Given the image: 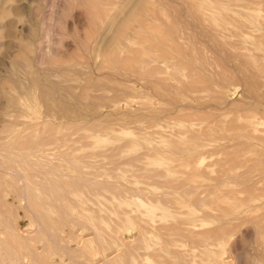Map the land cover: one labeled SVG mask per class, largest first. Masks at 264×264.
Listing matches in <instances>:
<instances>
[{
  "label": "rangeland",
  "instance_id": "obj_1",
  "mask_svg": "<svg viewBox=\"0 0 264 264\" xmlns=\"http://www.w3.org/2000/svg\"><path fill=\"white\" fill-rule=\"evenodd\" d=\"M200 1L204 14L191 0H0V264L264 260V208L261 218L227 219L216 206L219 197L221 208L231 197L264 203V0ZM99 6L110 18L95 17ZM146 25L177 47L172 58L144 56L135 71L116 59L107 65L111 47L127 57L132 40L148 38ZM159 40L154 49L171 50ZM141 73L165 81V98ZM192 80L197 87L178 100L174 86ZM26 88L37 94L28 101ZM44 90L77 115L47 110ZM92 101L103 115L89 113Z\"/></svg>",
  "mask_w": 264,
  "mask_h": 264
},
{
  "label": "bare ground",
  "instance_id": "obj_2",
  "mask_svg": "<svg viewBox=\"0 0 264 264\" xmlns=\"http://www.w3.org/2000/svg\"><path fill=\"white\" fill-rule=\"evenodd\" d=\"M148 1V0H147ZM192 1V3H191V5H192V8L195 10V12H202L203 11V9H204V7H205V5H204V3H202L200 0H191ZM246 2H248V3H250V4H253V5H260V3L261 2H259V0H246ZM144 3H145V1H144ZM143 3V4H144ZM148 3V2H147ZM87 4V3H86ZM142 4V5H143ZM148 6V5H147ZM145 7V6H144ZM149 8V7H148ZM146 9H147V7H146ZM145 9V10H146ZM139 10H141L140 9V7H139ZM143 10V9H142ZM148 10V9H147ZM146 10V11H147ZM228 10H229V7L227 6V7H224V8H220L216 13L215 12H211V13H209V19L211 18H216V17H218V16H222L223 15V13L224 12H228ZM88 11H90V10H88ZM97 12L95 13V17H102V16H109V18H110V15H111V10L110 9H108V8H106V7H98L97 8V10H96ZM145 11V12H146ZM90 12H92V11H90ZM93 12H95V11H93ZM203 13V12H202ZM92 14V13H91ZM147 14H148V12H147ZM204 14V13H203ZM142 15V14H141ZM144 15H145V13H144ZM202 16V19L203 20H205V18H207V16L206 15H201ZM136 17V16H135ZM134 17V18H135ZM142 17V16H141ZM141 17H140V20L143 22V27L142 28H145V24H144V19L142 20L141 19ZM144 17V16H143ZM93 18H94V15H93ZM133 18V17H132ZM138 17H136V19H137ZM146 20V19H145ZM141 21H139V19H137V22H138V24H140L139 22H141ZM141 22V23H142ZM260 23H262L261 21H259ZM141 26H142V24H140ZM259 25L260 24H258V28H257V34H259V36H264V31L262 30V27L261 28H259ZM91 26V25H90ZM262 26L264 27V25L262 24ZM92 27V26H91ZM136 28V27H135ZM146 28H151V29H146V31L147 30H149V31H147V33H148V38L147 37H145V39H144V41H142L141 43H138V45L136 46V47H133L132 46V43H134V41H136L135 39L134 40H132V42H131V45H129L130 47H129V49H131L130 50V54H129V56H128V54H127V57L125 56H121V54H120V52H121V49H119L118 47H117V49L115 48V47H111L109 50H107L106 51V64L107 65H110V63H111V61H114L115 59L117 60V61H119L120 63L122 62V67H125V69L127 68V69H129L130 71H135V69H137V67L139 66V64H141L142 62H143V65H144V63H145V60H144V58H152L149 62H153V63H158V61H159V59H161V58H172V56H171V52H173V51H177V47H175V45L173 44V42L169 39V37L168 36H165L164 35V33L160 30V29H158V28H152V27H147V25H146ZM139 29V28H138ZM137 29V30H138ZM139 30H141V29H139ZM140 32H142V30L140 31ZM235 32V31H234ZM137 33V32H136ZM147 33L145 32V31H143V34H145V35H147ZM128 34H129V32H128ZM127 34V35H128ZM138 34V33H137ZM137 34H135L136 36H137ZM169 36H170V33L168 32L167 33ZM122 35H123V33H122ZM126 37H128V36H126ZM135 37V36H134ZM138 37H141V38H143L142 37V35L141 36H137V38ZM125 38V37H124ZM160 39L159 41L161 42V40L164 38V40H162V42H164V44H167V45H169V46H172L171 47V50H167V48L165 47V48H163V49H160V48H162V47H158L159 49H154V46H152L153 44H151V41L153 40V39ZM140 39V38H139ZM129 40V39H128ZM138 42V41H137ZM136 43V42H135ZM134 43V44H135ZM148 43H150V44H148ZM137 44V43H136ZM157 45V44H156ZM155 45V47H157ZM113 46V45H112ZM132 46V47H131ZM153 48V49H152ZM102 51H103V49H102ZM95 53H97V51L95 52ZM169 53V54H168ZM41 54V53H40ZM170 55V56H169ZM97 56V55H96ZM144 56H146V57H144ZM169 56V57H168ZM29 57V56H28ZM174 57H175V55H174ZM29 60H31V59H29ZM31 62H32V60H31ZM146 63H148L147 61H146ZM28 64V63H27ZM105 64V63H104ZM120 66V65H119ZM118 66V67H119ZM181 66V65H180ZM180 66H178V67H180ZM110 67H112L111 65H110ZM144 67V66H143ZM156 67V66H155ZM177 67V68H178ZM74 68V67H73ZM151 68V67H150ZM152 69V68H151ZM139 70V69H138ZM137 70V71H138ZM145 70V69H144ZM153 70V73H154V69H152ZM137 71H136V73H137ZM151 71V70H150ZM32 72H33V70H32ZM36 71H34V73H35ZM42 72H43V70H42ZM148 72V71H147ZM44 73V72H43ZM64 74H66V72H63ZM62 73V74H63ZM139 73H140V70H139ZM40 74V73H39ZM46 74H48V73H46ZM142 74V73H141ZM140 74V75H141ZM49 75V74H48ZM82 75V74H81ZM148 75H150L151 76V74H150V72H148ZM147 75V76H148ZM84 76V75H83ZM149 76V77H150ZM154 76V75H153ZM110 79V78H109ZM139 79L141 80V81H143V82H148V83H150L151 85H152V87H153V90H154V92L155 93H157V94H160V95H162L163 97H164V95H165V89H162V88H160V86H158V84L161 82V83H163V85L165 86L166 85V83H165V81H157V80H155V79H152V78H148V77H146V74L145 73H143L142 75H141V77H139ZM204 79V78H203ZM40 81V80H39ZM204 81V80H203ZM202 81V82H203ZM41 82V81H40ZM87 82V81H86ZM159 82V83H158ZM33 87H38V79H37V77H35L34 79H33ZM22 84H24V83H22ZM29 84V83H28ZM59 84V82L58 81H52V82H50V85H52V86H57ZM86 84V83H85ZM120 84V83H119ZM200 84V83H199ZM203 84H209V82H205L204 81V83ZM30 85H31V83H30ZM30 85H28L29 87H30ZM35 85V86H34ZM41 85H47V84H42L41 83ZM124 85V84H123ZM162 85V84H161ZM84 86V85H83ZM180 87H177L176 85L174 86V89L175 90H178L179 91V93H177V94H179V99L178 100H180V99H182V100H184L183 98H184V96H185V94L184 93H182V91L183 90H185V89H188V88H194V87H197L196 86V82H194L193 80L192 81H190V82H187V83H184V84H182V85H179ZM42 87V86H41ZM66 87V86H65ZM89 88H91L90 86H88ZM42 88H44V87H42ZM51 88V87H50ZM56 88V87H55ZM84 88H85V86H84ZM87 88V87H86ZM85 88V89H86ZM37 89V88H36ZM36 89L34 90V88H33V91H31V92H33V97H35L37 94H34L35 92L34 91H36ZM69 89H71V87L68 85L67 86V90H69ZM78 89V86H77V88H76V90ZM195 89V88H194ZM27 90H29V89H23V91H24V93L26 94V97H27V101H28V98L30 99L31 98V92H29V91H27ZM32 90V89H31ZM37 90H39L40 91V88H38ZM79 90V89H78ZM128 90H131V88L129 87V89ZM197 90V89H196ZM42 91V90H41ZM45 91V93L43 92L42 93V99L43 100H45V102H46V108H47V110H50L51 112L53 111V112H59V113H61L62 114V117L63 116H66L67 118H70V117H75L76 115H77V113H75V111H73V110H71V108H70V106L67 104V103H64V102H62L58 97H54L52 94H50L49 92H47L46 90H44ZM195 91V90H194ZM21 93H23V92H21ZM23 93V94H24ZM37 93V92H36ZM125 93H127V92H125ZM38 95H40V94H38ZM78 95V94H77ZM81 96L83 97V98H87V95H86V93H83V94H81L80 93V95L78 96V98H79V100L81 101ZM26 97H24V98H26ZM117 97L118 96H115L112 100H116L117 99ZM37 98V97H36ZM35 98V99H36ZM149 98V97H148ZM165 98V97H164ZM34 99V100H35ZM38 99H40L39 97H38ZM42 99H40V100H42ZM222 99V95L221 96H218V100H221ZM33 100V101H34ZM157 100H159V99H157ZM170 100V99H169ZM177 100V101H178ZM181 100V101H182ZM160 101V100H159ZM158 101V102H159ZM35 102V101H34ZM33 102V103H34ZM82 102V101H81ZM161 102V101H160ZM223 102V101H222ZM117 103H119V101L117 100ZM171 103H173V102H171ZM35 105V104H34ZM178 104H174L173 106H175L174 107V109L176 110V106H177ZM30 106H31V104H30ZM84 106H87V108L89 109V113L91 114V115H93V117H97V116H99V115H103L102 114V112L103 111H100V106H101V104H99V103H97V102H95V101H92V103H90V104H86V105H84ZM112 108H113V105L111 106ZM116 107V106H115ZM75 108V107H74ZM83 109V108H82ZM157 109V107L155 108H151V107H149L147 110H146V113L144 114L147 118H152V115H151V113L152 112H155V111H157L156 110ZM159 109V108H158ZM124 110V109H123ZM163 111V110H162ZM88 113V114H89ZM113 114V113H112ZM114 115V114H113ZM117 115V114H116ZM131 115V114H130ZM157 115V114H156ZM119 116V115H118ZM133 116V115H132ZM79 119V118H78ZM85 119V118H84ZM67 120H69L70 121V119H67ZM74 121H76V120H74ZM80 121V120H79ZM89 122H91V121H89ZM49 123V122H48ZM60 124V123H59ZM58 124V125H59ZM38 125V124H37ZM37 125H33V126H37ZM94 125V124H93ZM68 126V125H67ZM241 127H243V126H241ZM12 128H13V126H12ZM15 128V127H14ZM67 128V127H66ZM220 128H222V127H220ZM58 129V128H57ZM209 129V128H208ZM243 129H245L244 127H243ZM48 131V130H47ZM243 131V130H242ZM219 134V133H218ZM51 135V134H50ZM23 136V135H22ZM19 138V137H18ZM21 138V137H20ZM198 138V137H197ZM195 139V138H194ZM27 142V141H26ZM178 142V141H177ZM39 143H40V141H39ZM45 143V142H44ZM19 144H21V142L19 143ZM173 146H175V145H173ZM149 149H151V148H149ZM158 152H160L159 150H158ZM184 166L186 167V169L187 168H197L198 166H199V163H197V162H194V164H193V162L190 160H184ZM200 167V166H199ZM197 169H199V168H197ZM190 170V169H189ZM200 170V169H199ZM197 177V176H196ZM187 178V177H186ZM185 178V179H186ZM189 178V177H188ZM190 179V178H189ZM188 179V180H189ZM195 179V178H194ZM253 182V181H252ZM252 187V186H251ZM250 187V188H251ZM195 188V187H194ZM215 190V189H214ZM218 191V190H217ZM249 191V190H248ZM255 192V191H254ZM257 192V191H256ZM238 193H239V191H238ZM242 193V192H241ZM215 194V193H214ZM216 196V195H215ZM252 196V195H251ZM248 197L247 199H239V200H236V198H233V197H231V198H233V200H231V198L230 199H227V200H225V198H224V206L223 205H221V206H223L222 208L220 207V204H218V203H220L218 200L219 199H223V198H220L219 196H217V197H219V199H216L217 200V207H219L217 210H221V212H222V215L220 214V216H223V218H240L241 219V217L242 218H250V217H253V218H255L254 217V215H256V213L258 212V211H261L260 209H262V208H264V203H262L261 205H257L256 203H255V200L257 199V198H253V197ZM236 197V196H235ZM238 197V196H237ZM216 198V197H215ZM258 200V199H257ZM256 200V201H257ZM193 202V201H192ZM212 202H215V201H212ZM195 203V202H194ZM193 203V204H194ZM259 203H260V201H259ZM223 204V203H222ZM196 205V204H195ZM221 208V209H220ZM190 210V209H189ZM194 212L192 211V210H190V212L188 213V224L190 225V229H188V230H190V231H193L192 230V227H193V229H194V226H196V225H194L195 223H196V219H195V216H194ZM261 215H263V214H261ZM83 219H85L84 220V222H85V224H92V225H94V226H96L97 227V229H98V232H99V234L101 233V230L102 229H104V230H106L105 228H100L99 226H101V225H97V223H96V220H95V218H93V217H91V216H89V214H84V215H80ZM127 216V215H126ZM256 216H258V217H260L259 215H256ZM4 217V216H3ZM261 218V217H260ZM264 217H262V219H263ZM239 219V220H240ZM251 220H252V218H251ZM178 222V221H177ZM246 222H247V220H246ZM245 222V223H246ZM257 222V221H256ZM184 224V223H183ZM103 226V225H102ZM177 226V225H176ZM10 227V226H9ZM219 227V226H218ZM176 228V227H175ZM261 228V227H260ZM163 229H164V227H163ZM185 230V229H184ZM212 230V229H211ZM215 229H213V231H214ZM186 231V230H185ZM204 231V230H203ZM206 232V231H205ZM189 233H191V232H188V234ZM194 233V232H193ZM192 234V233H191ZM123 236V235H122ZM200 236H204L203 234H201ZM263 236H261V238H262ZM85 239H87V238H85ZM82 240H83V237H82ZM145 240V239H144ZM80 242V241H79ZM113 242V244L114 245H116V242H115V240H113L112 241ZM14 243V242H13ZM264 244V243H263ZM113 245V246H114ZM112 246V244H111V247L112 248H110L109 249V251H115L116 250V246H114L113 247ZM28 247H30V246H28ZM121 247H122V245H121ZM109 248V247H108ZM107 248V249H108ZM9 249V248H8ZM115 249V250H114ZM35 250V249H34ZM2 251H3V249H2ZM118 251V250H117ZM35 252H36V250H35ZM109 253L110 252H108V251H106V252H104L103 254H104V256H105V258H108L109 257ZM115 253V252H114ZM113 253V254H114ZM188 254V253H187ZM139 257V255H136L135 257L136 258H138ZM26 261V260H25ZM25 264V263H24ZM253 264H264V260L261 258V257H257L256 259H255V262L253 263Z\"/></svg>",
  "mask_w": 264,
  "mask_h": 264
}]
</instances>
